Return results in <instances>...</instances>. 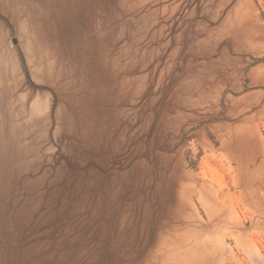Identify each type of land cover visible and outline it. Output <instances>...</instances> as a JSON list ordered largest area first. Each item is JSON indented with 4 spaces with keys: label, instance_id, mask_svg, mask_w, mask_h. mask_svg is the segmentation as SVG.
I'll return each instance as SVG.
<instances>
[{
    "label": "rangeland",
    "instance_id": "rangeland-1",
    "mask_svg": "<svg viewBox=\"0 0 264 264\" xmlns=\"http://www.w3.org/2000/svg\"><path fill=\"white\" fill-rule=\"evenodd\" d=\"M0 264H264V0H0Z\"/></svg>",
    "mask_w": 264,
    "mask_h": 264
}]
</instances>
